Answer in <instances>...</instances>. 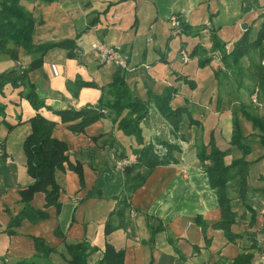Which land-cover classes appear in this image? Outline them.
<instances>
[{
    "label": "crops",
    "instance_id": "1",
    "mask_svg": "<svg viewBox=\"0 0 264 264\" xmlns=\"http://www.w3.org/2000/svg\"><path fill=\"white\" fill-rule=\"evenodd\" d=\"M20 3L38 22L36 44L76 43L74 58L66 49H54L46 54L41 68L29 73L30 83L47 107L60 111L99 103L100 89L84 88L75 99L67 84L77 78L99 87L111 83L118 69L101 64L92 49L94 44L104 43L118 48L128 58L134 71L126 75L127 84L138 99L149 102L148 117L141 123L145 144L177 140L183 147L177 163L156 167L141 187L128 194L130 208L124 219L118 220L112 214L127 194L126 171L138 165L133 150L140 146L135 139L124 135L108 118L89 126L83 134H73L52 110L35 111L20 96L23 89L8 90L5 96L0 95V102L7 107L6 122L0 121L4 148V161L0 159V259L8 264L33 260L39 256L36 240H41L54 250L47 257L53 264H69L66 243L81 241H87L93 249L88 264H98L103 259L107 244L124 251L125 264H234L242 254L252 255L251 264H264V149L259 134L241 115L238 95H217L212 68H199L196 59L185 65L180 56L181 50L191 53L198 45L211 50L210 28L231 51L249 27H255L254 34L258 31L264 0ZM174 15L193 28L211 26L197 37L173 35L170 18ZM39 58L38 54L19 50V61L27 66ZM17 68L8 56H0V74ZM182 76L192 79L196 89L192 90ZM171 86L177 91L172 109L187 107L198 125L188 126L187 121L188 127L175 133L158 112L151 95L159 96ZM242 97L244 102L250 99ZM256 110L264 118V107ZM37 113L57 124L53 138L67 144L72 164L82 165L84 186L78 174L66 165L65 171L57 174L60 209L47 208L45 194L37 193L25 213L20 192L33 179L27 172L23 145L31 133L30 121ZM236 118L250 153L245 157L249 163L245 196L237 169L231 171L226 184L234 214L229 232L235 239L231 241L225 230L214 226L222 220V210L205 170L210 162L198 159L197 147L208 145L210 152L216 146L226 153V165L242 159L241 148L231 145ZM32 211H46L48 218L35 221ZM109 221L115 230L107 236ZM36 260L43 263L40 258Z\"/></svg>",
    "mask_w": 264,
    "mask_h": 264
},
{
    "label": "trees",
    "instance_id": "2",
    "mask_svg": "<svg viewBox=\"0 0 264 264\" xmlns=\"http://www.w3.org/2000/svg\"><path fill=\"white\" fill-rule=\"evenodd\" d=\"M261 25L256 34L252 32L251 27L245 34L234 43L231 51L226 50V44L217 36L216 30H211L210 26L191 27L185 23L181 24V30L176 31L188 35H198L200 31L210 28L212 32L211 43L212 49L207 50L203 46H197L193 49L191 56L196 52L205 58L200 59L199 68L204 69L212 63L210 54L219 52L221 63L217 66L214 80L219 79L234 80L236 91L245 89L250 92V97L258 89V99L264 105V13L261 15ZM38 22L32 13L27 11L20 3V0H0V55H6L11 60L19 61V50L23 49L28 55L38 54L39 59H35L25 70L17 69L8 70L0 74V95L5 96L8 90L23 89L20 96L24 97L33 109L39 112L41 109H49L45 102L37 96L34 86L29 81V73L39 69L43 65L46 54L54 49H66L69 51V57L74 58L76 43L74 41H64L59 43H42L35 42V29ZM174 35V34H173ZM172 40V37L169 39ZM249 62L250 67L244 61ZM231 71V72H230ZM127 73L118 69L113 75L112 82L106 87H99L94 82H85L77 78L67 84L69 92L73 98L77 99L79 93L84 88H97L102 91V97L95 106H85L80 109L69 108L60 111L52 110L60 117L63 124L68 125V129L76 135L85 133L86 129L103 119H110L118 130L128 137H133L138 148L133 150L138 160L137 167L128 168L126 191L127 194L121 197L118 202L117 210L112 216L123 220L126 212L129 210V195L141 187L150 173L158 166H167L178 162L175 152L181 151L179 146L167 144L165 153L159 154L152 144L146 145L143 137L141 123L149 114V102L138 99L126 81ZM186 78V77H184ZM191 87H196L194 83L187 81ZM222 84H219L221 86ZM252 85V91L249 89ZM177 94L174 87L167 88L161 95H151V99L156 105L160 114L165 118L173 132H179L182 129L184 118L189 115L187 107L173 110L171 101ZM236 95V94H228ZM220 96V95H219ZM238 96L237 99H241ZM7 107L0 102V121L6 122ZM239 109L241 115L252 123L255 131L258 132L259 142L264 149V119L259 115L251 114L256 109L252 104L247 106L240 100ZM192 121V120H191ZM193 122V121H192ZM197 124V122H193ZM10 127V124L7 123ZM31 133L27 136L23 145V153L26 158V167L28 175L33 179V183L25 190L21 191V197L26 207L24 212L29 211V205L37 193L45 194L46 207L55 206L60 209L59 197L61 186L57 179L58 172L65 171L66 165L75 171L84 186V173L81 164H72L70 162V152L67 144L53 138V131L56 123L37 115L31 119ZM244 136L241 125L236 118L234 120V132L231 138V145L238 146L243 151V158L233 161L230 165L224 162L225 152H222L216 146H212L208 152V145L201 144L197 147L198 159L205 163L210 162L205 167L212 189L218 193L219 205L222 210V220L215 224L216 228L225 230L231 241L234 237L229 232L230 226L234 223V214L231 211L229 199L226 194V184L232 170L237 169L241 180L242 196H245L247 185V174L249 163L245 157L249 155L250 149L244 145ZM264 159V156L262 157ZM136 169H139L137 173ZM136 174L135 177H132ZM23 212V213H24ZM35 221L45 220L48 218L46 211L33 212ZM115 227L109 221L106 225L107 236L113 233ZM38 255L37 258L43 260L39 263L37 258L23 261L19 264H53L47 261V257L54 252L51 248L44 245L41 240H36ZM93 249L87 241L76 243H66L69 264H88L87 258ZM251 254H242L234 264H251ZM98 264H125L124 251L116 250L111 244H107L103 259Z\"/></svg>",
    "mask_w": 264,
    "mask_h": 264
},
{
    "label": "rangeland",
    "instance_id": "3",
    "mask_svg": "<svg viewBox=\"0 0 264 264\" xmlns=\"http://www.w3.org/2000/svg\"><path fill=\"white\" fill-rule=\"evenodd\" d=\"M171 21V20H170ZM177 22H176V24L175 25H173L174 24V22H172L171 21V25H172V28H173V34H179V32H180V30H181V24H182V22L179 20V17H177V20H176ZM260 28V27H259ZM251 29H252V32L253 31H255V27H253L252 28V26H251ZM254 29V30H253ZM259 30V29H258ZM176 31H179V32H176ZM258 31H256L255 32V34L257 33ZM210 33H212L211 32V30H210ZM254 33V32H253ZM200 34H198V35H192V36H195V37H197V36H199ZM204 44V43H203ZM198 46H203V45H198ZM188 47V49L189 50H191L192 48L190 47V46H187ZM212 49V48H211ZM226 50H227V44H226ZM193 51V50H192ZM192 53V52H191ZM191 53H188L187 51H185L184 49L183 50H181V52H180V56H181V60H182V62L186 65V64H188L192 59H196L197 60V62H198V67H199V61H200V59H203V58H205V56L204 55H202L200 52H196V54H195V56H191ZM0 56H6V55H0ZM210 59H212V63H210L209 65H207L206 67H210V68H212V70H213V74H215V70H217V66L221 63V55H220V53L219 52H214V53H211L210 54ZM98 58H99V56H98ZM13 61V60H12ZM15 62V61H14ZM245 62V64L246 65H243L244 67H250L249 66V62H248V60L247 61H244ZM15 63H17V67H19L20 66V64L22 63V61H17V62H15ZM130 64V63H129ZM216 64V65H215ZM263 65H264V61H263ZM205 67V68H206ZM130 71H127L126 73L128 74V73H131V72H133L134 71V68L131 66V64H130ZM131 69H132V71H131ZM231 72V71H230ZM183 78V80L185 81V82H187V81H189V82H192V83H194L195 84V86H196V83L192 80V79H190L189 77H186V78H184L185 76H182ZM179 78V77H178ZM112 82V81H111ZM187 84L190 86V84L187 82ZM219 84H222L221 86H219ZM235 85L236 84H234V80H229V78L228 79H222V77H221V79H219V81H217L216 82V85H215V89H216V93H217V95H220V96H222V95H226V96H228V94H236V95H238V96H248V98L250 97V92L248 91V90H245V89H239L238 91H236V87H235ZM107 86V85H106ZM252 85H249V89L252 91V87H251ZM171 87H173V86H171ZM191 87V86H190ZM191 89L192 90H195L196 89V87H191ZM254 96H256L257 98H253ZM243 98V97H242ZM242 98L240 99V100H242ZM254 99V100H253ZM239 101V100H238ZM242 102H244V101H242ZM244 104H246L247 106H250L251 104L257 109V108H260V107H264V105L263 104H261L260 102H259V99H258V89H256L255 90V93L254 94H252V96L250 97V99H249V101H247V102H244ZM157 108V107H156ZM256 109H254V111L251 113V114H254V115H259V113H257V110ZM158 110V109H157ZM159 112V111H158ZM160 113V112H159ZM162 116V115H161ZM260 116V115H259ZM163 117V116H162ZM261 117V116H260ZM164 118V117H163ZM263 118V117H262ZM165 119V118H164ZM264 119V118H263ZM194 122V120H193V118H192V115H191V112L189 111V115L188 116H186L185 118H184V123H183V125H182V129L179 131V132H181L184 128H186V124H187V121H188V126L189 125H198V124H194L192 121ZM196 122V121H195ZM187 126V127H188ZM183 140V139H182ZM2 144V142L0 141V145ZM167 144H171V145H174V146H179V148L181 149V151H180V153L182 152V147H183V143L182 142H180V141H170V142H161V143H158L157 145L156 144H152L154 147H155V149H157V152L159 153V154H163V153H165V151H166V149H167V147H165ZM149 145V144H148ZM3 153H4V148H3V144H2V150H1ZM3 153L2 154H0V159H2L3 160V157L1 156V155H3ZM175 154V156L176 155H178L179 154V151L177 152H175L174 153ZM10 156V155H9ZM10 159V158H9ZM4 161V160H3ZM6 161V160H5ZM4 164H5V162H3ZM0 186H2V184L0 183ZM0 188H2V187H0Z\"/></svg>",
    "mask_w": 264,
    "mask_h": 264
},
{
    "label": "built area",
    "instance_id": "4",
    "mask_svg": "<svg viewBox=\"0 0 264 264\" xmlns=\"http://www.w3.org/2000/svg\"><path fill=\"white\" fill-rule=\"evenodd\" d=\"M170 20L174 22L173 25H175L177 22L176 21L177 16L175 15L172 16ZM92 49L99 56V60L101 64L106 65V66L116 67L117 69H120L124 72L130 71V68H129L130 64H129L128 58L125 55H123L122 52L118 48L106 45L104 43H98V44H94L92 46ZM19 68L21 70H25L27 68V65L24 63H21ZM253 98H257V97L254 96ZM1 150H2V144L0 145V154L3 153ZM7 160L8 162H10L9 158ZM119 165H122V163H120ZM0 264H8V262L7 260L0 259Z\"/></svg>",
    "mask_w": 264,
    "mask_h": 264
},
{
    "label": "water",
    "instance_id": "5",
    "mask_svg": "<svg viewBox=\"0 0 264 264\" xmlns=\"http://www.w3.org/2000/svg\"><path fill=\"white\" fill-rule=\"evenodd\" d=\"M246 27H247V26H246V25H244V27H243V28L245 29Z\"/></svg>",
    "mask_w": 264,
    "mask_h": 264
}]
</instances>
